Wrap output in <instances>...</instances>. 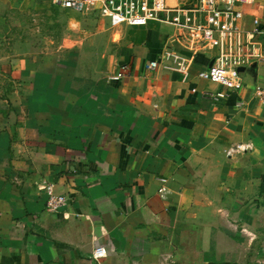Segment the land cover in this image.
<instances>
[{"label": "crops", "instance_id": "obj_1", "mask_svg": "<svg viewBox=\"0 0 264 264\" xmlns=\"http://www.w3.org/2000/svg\"><path fill=\"white\" fill-rule=\"evenodd\" d=\"M39 1L0 0V17ZM255 19L264 25V0L245 9L246 32ZM118 28L94 89L106 101L96 92L89 111L66 101L63 71L41 70L34 51L0 63L27 81L11 93L14 113L0 107V264H264V61L245 68L240 94L214 100L221 87L199 73L216 50L195 54L158 21ZM79 71V83L99 82ZM50 186L69 198L60 213L46 209Z\"/></svg>", "mask_w": 264, "mask_h": 264}, {"label": "built area", "instance_id": "obj_2", "mask_svg": "<svg viewBox=\"0 0 264 264\" xmlns=\"http://www.w3.org/2000/svg\"><path fill=\"white\" fill-rule=\"evenodd\" d=\"M64 10L83 13L91 10L112 28L124 25L143 27L158 21L174 26L179 38L186 41L189 49L197 53L216 50L212 64L199 73V78L218 84L222 91L213 96L214 100L231 98L245 88L243 73L253 62L264 61V25L259 19L253 21L254 29L246 32L242 27L245 9L257 0H54ZM160 61L146 64L147 71H155ZM178 67V66H177ZM182 70L186 67L181 66ZM127 65L113 77L120 80ZM255 97L264 107V86L255 91ZM240 106L241 104H237ZM159 195L168 201L170 190L167 179L161 180ZM46 201L48 212L56 214L69 204V198L56 195L48 187Z\"/></svg>", "mask_w": 264, "mask_h": 264}, {"label": "rangeland", "instance_id": "obj_3", "mask_svg": "<svg viewBox=\"0 0 264 264\" xmlns=\"http://www.w3.org/2000/svg\"><path fill=\"white\" fill-rule=\"evenodd\" d=\"M0 24L5 26V29L0 26V40L5 38L11 41V44L0 43V52L5 54L0 58V63L5 60L3 64L11 65L12 69L14 65L7 61L6 56L16 53L25 56L34 51L32 58L42 61L36 64L41 70L63 71V81L57 85L64 87L69 93L72 90L67 102L82 105L89 111L91 104L96 102V92L99 103L106 101V92L94 89L103 88L112 58L109 44H121V28L110 27L91 10L83 13L64 10L54 0H40L35 4L19 3L11 7L8 14L0 17ZM27 39L32 40L35 45L16 47V41ZM91 47L97 49V54L90 53ZM80 69L84 70L85 76L97 74L99 82L82 79L79 83L77 74H81ZM23 71L27 72L26 69ZM26 85L27 81L15 79L9 72L0 73V107H4L3 113L11 115L14 111L11 93L20 92ZM14 97H21V92L13 95Z\"/></svg>", "mask_w": 264, "mask_h": 264}, {"label": "water", "instance_id": "obj_4", "mask_svg": "<svg viewBox=\"0 0 264 264\" xmlns=\"http://www.w3.org/2000/svg\"><path fill=\"white\" fill-rule=\"evenodd\" d=\"M244 70H245V68H240V70H239V71L243 73V72H244Z\"/></svg>", "mask_w": 264, "mask_h": 264}]
</instances>
